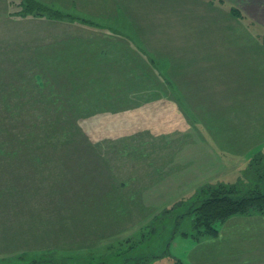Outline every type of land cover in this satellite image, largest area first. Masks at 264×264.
<instances>
[{"label":"rangeland","instance_id":"1","mask_svg":"<svg viewBox=\"0 0 264 264\" xmlns=\"http://www.w3.org/2000/svg\"><path fill=\"white\" fill-rule=\"evenodd\" d=\"M39 1L0 0V264H264L256 219L194 236L264 192V0Z\"/></svg>","mask_w":264,"mask_h":264},{"label":"trees","instance_id":"2","mask_svg":"<svg viewBox=\"0 0 264 264\" xmlns=\"http://www.w3.org/2000/svg\"><path fill=\"white\" fill-rule=\"evenodd\" d=\"M24 2L27 6V10H29L27 11L29 14H32L39 9H44V4L39 0H24ZM38 12H40L41 15L44 14L43 11ZM48 12L54 17L60 16V13H56V11H54V13L52 11ZM229 12L233 17H244L241 11H236L233 9V11ZM8 153H6V155L10 156L11 154ZM250 163L251 171H254L257 174H255V176L252 178L253 180H250V178L245 174L244 176L246 177L244 178L246 179L244 182L247 181L251 183V181H253L257 185H264V162H261L260 156L256 155L252 158V161ZM256 164L258 167H255ZM257 176L260 177L259 180ZM243 184L238 182V186L233 184V187H226V184L222 185L220 183L218 185L211 184L207 186L209 187V189L213 190L212 194L209 197L202 198L200 200V205L197 208H194L197 212L194 217V236L196 238L200 239L203 235H218L219 230L217 224L225 222L232 216L249 215L253 213L264 214L263 191L251 188V190H245V193L239 198H235L231 195L234 191H237V189H239V186H242ZM87 209L88 211L84 212L88 214L90 210L89 208H85V210Z\"/></svg>","mask_w":264,"mask_h":264},{"label":"crops","instance_id":"3","mask_svg":"<svg viewBox=\"0 0 264 264\" xmlns=\"http://www.w3.org/2000/svg\"><path fill=\"white\" fill-rule=\"evenodd\" d=\"M188 165H189V162H188ZM262 217H264V215H255V216H249V215H235V216H232V217H230L228 220H226L225 222H223V223H221L220 225H219V227H218V230H219V232H218V235H223V233H226L225 231H224V229L225 228H227V227H229V228H231V227H241L240 226V224H243V223H246L247 221H245V219H253V220H257V223H255V224H259V223H264V221H263V219H262ZM258 218V219H257ZM230 222V223H229ZM230 224V225H227V224ZM263 227H264V225L262 226V227H258L259 229H260V233H258V232H254V236L256 237L257 235L258 236H261V237H263L264 236V234H261V233H264L263 232ZM252 228V227H251ZM250 228V229H251ZM253 229H254V227H253ZM241 228H238V244H239V241H240V239H241V237L242 236H240V234H242L243 233V231L244 230H248V228H246V229H243L242 230V232H241ZM221 231H223V233H221ZM231 231H233V230H231ZM250 232H251V230H249ZM264 240V238H261V243H262V245L264 246V243L262 242ZM255 243V242H254ZM240 245V244H239ZM241 249H243V246H239L238 247V252L239 251H241ZM242 251H244V250H242ZM248 251V250H247ZM250 251H248V253H249ZM248 253H246V254H248ZM251 253H253V252H250V254ZM255 257H257L256 255H254L253 256V258H255Z\"/></svg>","mask_w":264,"mask_h":264}]
</instances>
